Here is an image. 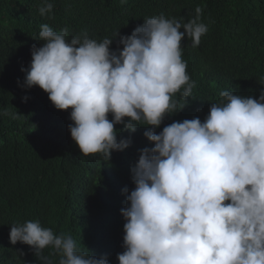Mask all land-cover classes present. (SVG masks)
Wrapping results in <instances>:
<instances>
[{
	"label": "clouds",
	"instance_id": "1",
	"mask_svg": "<svg viewBox=\"0 0 264 264\" xmlns=\"http://www.w3.org/2000/svg\"><path fill=\"white\" fill-rule=\"evenodd\" d=\"M53 7L43 0L39 14ZM195 12L188 22L146 18L120 36L116 50L114 38L69 36L67 27L57 32L42 24L44 43L33 46L30 65L21 69L25 88L38 86L57 110L71 109L69 131L82 155L109 160L128 148L129 139H117V124L132 133L150 127L144 136L154 147L141 150L131 170L135 187L121 209L118 264H264V90L258 99L221 91L203 121L155 131L185 107L177 111L174 95L186 99L195 87L181 48L185 37L198 47L208 31L202 9ZM9 239L31 246L41 264H53L45 248L58 264H109L106 255L78 250L71 235H57L39 220L12 225Z\"/></svg>",
	"mask_w": 264,
	"mask_h": 264
},
{
	"label": "trees",
	"instance_id": "2",
	"mask_svg": "<svg viewBox=\"0 0 264 264\" xmlns=\"http://www.w3.org/2000/svg\"><path fill=\"white\" fill-rule=\"evenodd\" d=\"M49 2L53 11L42 17L43 0H0V264H41L31 246L9 239L12 225L35 220L57 235H71L78 250L118 264L126 222L121 209L135 187L131 170L141 150L154 147L144 136L150 127L137 126L132 133L117 124V139H129L128 148L113 151L109 160L99 153L82 155L69 131L71 109L57 110L38 86H23L21 69L30 65L33 46L44 43L40 26L57 32L67 27L69 36L86 31L98 41L114 38L110 49L116 50L120 36L131 35L144 19L163 14L188 22L200 7L208 31L196 48L190 38L181 42L195 87L186 99L174 95L177 111L185 107L166 116L155 129L158 134L174 121H203L211 103L220 102L221 91L259 98L264 90V0ZM5 112L17 113L16 119ZM50 253V248L43 250L58 264L59 256Z\"/></svg>",
	"mask_w": 264,
	"mask_h": 264
}]
</instances>
